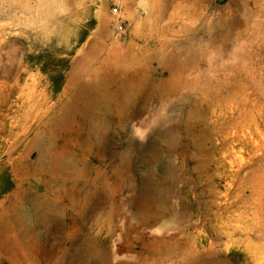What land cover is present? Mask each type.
I'll return each mask as SVG.
<instances>
[{
    "label": "rangeland",
    "instance_id": "374dc122",
    "mask_svg": "<svg viewBox=\"0 0 264 264\" xmlns=\"http://www.w3.org/2000/svg\"><path fill=\"white\" fill-rule=\"evenodd\" d=\"M114 6L119 13H112ZM118 17L126 20L121 39L113 35ZM160 49L165 55L161 63L155 58ZM108 51L124 54L128 68V56L153 54L145 66L154 78L166 76L162 67L173 54L180 61L196 55L184 75L208 90L214 87L205 82H217V97L188 87L185 93L167 97V102L154 101L140 117L129 116L126 129L113 122L100 147L104 154L89 156L90 164L104 174L101 180L93 169L88 171L84 190L92 193L97 188L89 208L68 206L64 224L60 215L45 227L36 224L30 237L12 241L21 249L32 245V257L21 263L23 258L4 253L0 264H70L77 248L99 238L110 247L112 263L142 254L144 264L157 260L178 264L185 252L210 248L220 264L222 259L223 264H264V0H0V214L6 212L19 184L28 195L44 193L45 175L35 171L39 152L32 145L35 136L57 130L58 135L75 137L78 126L58 130L53 119L61 114L74 82H91L102 73L99 65ZM114 62L110 56L109 63ZM161 111L170 115L169 123L183 119L186 111L192 121L187 131L181 123L173 132L169 153H163L169 165H162L161 175L152 179L147 177L150 154L166 145L157 126L149 135L142 132L140 119ZM57 142L58 153L71 157L74 165L73 157L80 158L79 146L63 144V137ZM118 165L124 169L117 176ZM149 181L159 182V191L164 192L160 196L172 217L176 215L171 217L174 221L142 219L143 202L153 196L146 193ZM78 182L82 185L83 178ZM59 192L58 205L64 208L66 192ZM26 204L24 198L21 206ZM150 239H164L178 255L169 251L154 261L149 251L155 241Z\"/></svg>",
    "mask_w": 264,
    "mask_h": 264
},
{
    "label": "bare ground",
    "instance_id": "6f19581e",
    "mask_svg": "<svg viewBox=\"0 0 264 264\" xmlns=\"http://www.w3.org/2000/svg\"><path fill=\"white\" fill-rule=\"evenodd\" d=\"M241 48H242V46H241ZM113 52L108 51V54L106 55V57H104L105 59L100 63L99 67L101 69H103V71L99 75H96L94 81L87 82L88 81L87 80V81L74 82L73 83L74 85H72L73 86L72 93L68 96V99L64 103H62V105H61V114L59 116H57L55 119H53V122H54L55 126L58 128V130L59 129L67 130L68 128L75 129V126L76 127L78 126L79 132H76L75 137L73 136L74 135L73 133L70 135V137H66V136L60 135V134L58 135V133L56 132L57 130L56 131L50 130V133L45 134V135L42 132L41 136L40 135L35 136L34 144H32V145L33 146L35 145L39 151L38 157H37V163L35 166V171H36L37 175H40V174L45 175L44 184H43L45 186V191L43 193L44 195L43 194L40 195L38 193H33L31 195H28V194H26V190L22 187L23 186L22 184H19L17 186V188L13 191L14 198L11 199L9 204L5 207L6 212H2L0 214V254L6 253V254L10 255L11 258L13 257V258L18 259V260L23 258V257L31 256V253H33L32 252L33 250L31 251V253L29 252V250L33 249L32 245L29 246L27 244L25 247L21 246L22 247V249H21L20 247L17 248L15 246L14 247L11 246L10 242H12L13 240H21V239L26 238V231L27 230L31 231V229L35 228L36 224H40L42 227H45L48 225L49 220H51L52 218L58 217V215H60V217L62 218V224H64V215L66 213L65 210L68 206H71L72 207L71 209L76 208V209H80L81 211H83L86 207H88L87 205L90 203V198L92 197L94 192L97 190V188H96V190L95 191L93 190L92 193L84 190V187H85L86 183L88 182V180H87L88 176H89L88 171H91L93 169L94 173L96 172L98 177L101 180H102V177L104 175V174H101L99 172V169L97 167L90 164L91 160L89 159V156L91 154L92 155L93 154H99V158H100V156H102L104 154L103 153L104 151L102 152V150H100V147L103 145V142L106 138V134H107V132H108V130L111 127L113 122L118 123L117 125H119L121 127L119 129H124L127 125V120H129L128 118H132L129 116H131V115H137L138 116L139 115V117H140V116H142L143 113H146V111L149 112V110H151L150 108H151V105L153 106L154 101H157V102L161 101L162 103H164V101L166 100V102H167V99H168L167 97L172 96V94L176 95V93H183V92L185 93V91L188 87L189 88L190 87L191 88L196 87V88L200 89L203 94H207V96L211 95L214 97V99H216V97H217V82H205L209 86L214 87L212 90H208L209 89L208 87H200L198 82H194V80H192L193 77L191 79H188L187 77H185L184 72L186 71L187 66L192 61L196 60V58L198 57L196 55L189 54L187 56V58L185 59V61H180L179 56L176 54H173V56L170 57L169 63L166 65L164 64L162 67L163 70L165 72H167L166 76L162 75V77H155L154 78L151 75L150 67H148L147 65L145 66V64H149L154 59L153 54L144 52L140 56H137V55L136 56H134V55L128 56L127 55L128 52H127L126 53V55L128 56L127 59L129 60V64L131 65L128 68L123 64V63H125V60H126L124 58L125 57L124 54H119V53H117L118 51H115L116 53L115 52L113 53ZM110 56H114V58H115L114 64L109 63V57ZM164 56L165 55H164L163 51H161V49H160V51H157L155 54V58H157L160 63L163 61ZM213 59H214V57H213ZM210 67H211V65H210ZM163 70H162V72H163ZM197 80H199V79H197ZM221 85L223 86L224 84L222 83ZM141 96L143 97V99L140 101ZM188 97H189V95H188ZM168 101H169V99H168ZM197 103H199V102H197ZM165 105H167V103ZM159 107H158V109H159ZM165 107L166 106H164V108ZM152 109H154V108L152 107ZM212 109H214V110L217 109L216 103L212 106ZM158 111H160V110H158ZM161 112H158L155 115L151 114V115H148V116L140 119V127H139L140 130H142V132H145L148 134V131L150 132L155 126H157L159 131H160V134H161V141L163 143H165V145H166V147H164L163 149H159V146H158V150L155 151L153 149L151 154H150L151 159L148 162L151 163V165L147 169V172L150 176L148 174H147L148 176L145 175L146 174L145 172H143V173H145L144 174L145 176H147L149 178L151 177L152 179L156 178V176L161 175L159 173V170H160V167L162 165L163 166L169 165V160H168V158L167 159L164 158L163 153H165L166 151H169L167 148H169V145H171V143H172L173 135H174L173 132L175 130H179V128L181 127V123H183L185 125V128L187 125V128H188V124H190L192 121L190 111L185 112L186 116H184L183 119H181V120L179 119V121L173 120L174 121L173 123L168 122L171 119L170 115L167 116L166 114H163V112L162 113ZM197 118H199V117H197ZM115 119H116V121H115ZM191 127H193V126H191ZM187 128L185 129V131H187ZM71 132H73V130ZM59 137H63V139L65 140V142L63 144H67L68 142H70L71 144H76L79 146V148H80L79 150L81 153L80 158L72 156L74 159V162H75L74 165H70L71 161H73V160H71V157H66L65 155H60L58 153L57 149L59 147H58L57 141H58ZM107 137H108V135H107ZM154 140L155 139H153L152 141H154ZM128 143L130 144L129 141H128ZM63 144H62V146H63ZM161 144H160V146H162ZM103 148H104V146H103ZM150 148H153V147H150ZM144 151H146V150H144ZM166 153L168 154L169 152H166ZM137 154H139V153H137ZM137 154H135V155H137ZM167 157H168V155H167ZM69 159L71 161H69ZM137 160H139V159H137ZM128 162H130V161H126L127 164H128ZM144 162H143V164H144ZM77 164H81V166H79V165L77 166ZM127 164H126V167H127ZM123 165H125V164H123ZM170 165H171V163H170ZM116 167H117V173H115V175L117 174V176H118L119 173L121 174V170H123L124 168L122 169V166H119V165ZM33 168H34V166H33ZM131 169H134V168L131 167ZM32 171H30V172H32ZM144 171H146V170H144ZM164 173L165 172H163V174ZM29 174H28V176H29ZM28 176H27V178H29ZM30 176L32 177V175H30ZM142 177H144V176H142ZM80 178H83V183L81 182L82 185L79 184V182H78V180ZM117 178L120 181H122L120 177H117ZM115 179H116V177H115ZM24 180H26V179H23V181ZM19 183H21V182H19ZM95 183H96V180H95ZM102 183H103V181H102ZM102 183H100V184H102ZM116 183L117 182H115L114 184H116ZM88 184H89V182H88ZM158 184H159V182H158ZM158 184L156 181H152V182L149 181V183H147V189H146L147 192L146 193L153 194V196L150 195L151 197H149V198L147 197L146 200L144 199L145 201L143 203H145V205H143L140 202L141 203L140 205H143V207L145 208V209L143 208V212L144 211L145 212L143 213L144 216L142 219H144L146 221H150L151 219H154L153 218V216H154L156 219V222H157L161 219L164 220V218L166 219L167 217L171 218L172 214H173V213H171L172 210H171V212L169 211L167 201L162 200V197L160 196V192H161V195L164 192L162 193L161 188L159 191ZM93 185L96 186L98 184H93ZM116 186L118 187V185H116ZM59 190L66 192V194H65L66 195V197H65L66 205L64 208H62L61 206L58 205V198L59 199L61 198L60 195H59V197L57 195L58 193L60 194ZM112 190H113V188H112ZM57 191H58V193H56ZM113 192H115V191H113ZM149 194H147V195H149ZM94 196L95 195H93V197ZM24 198H25L27 204L24 207H22L21 201ZM80 198H84V202L82 201L83 203L79 202ZM160 206H162L163 211L160 210V208H161ZM141 212H142V210H141ZM77 213H79V212H77ZM139 216H140V214H139ZM174 216L176 217V215H174ZM172 218H171V221H174V220H172ZM153 223H154V221H153ZM165 223H166V221H165ZM143 225H145V223ZM171 225H172V223H171ZM133 226L134 225L130 224L128 227L130 229H132V228H134ZM12 227H14V228L19 227V230H21V231L19 232L18 230H15V231H18L15 233L14 231H12L13 230ZM137 232H139V231H137ZM231 232H232V230H231ZM228 233H229V231H228ZM138 234H140V233H138ZM140 236H141V234L138 237H140ZM153 237H156V236H153ZM160 237H162V235ZM160 237H157V238H160ZM168 237H169V235H168ZM172 237H175V236L173 235ZM178 237H177V239H178ZM167 238H166V240H167ZM45 239H47V238H45ZM164 239H162V240H164ZM172 239L173 238H171V240ZM177 239H176V241H177ZM155 240H156V238H155ZM155 240L153 239V241H152L150 239V242L151 241L154 242ZM162 240H161V242H159L160 240L158 241V239H157L158 242H156V241H155V243L151 242L152 245L154 244L153 245L154 248L153 247L150 248L151 250L149 251V253L151 254L152 259L154 258L153 259L154 261L157 260V258L159 259L160 256L164 257L162 255H164L166 252H169V251L174 252L178 255V253L174 249L173 245H170L167 242H162ZM85 241H87V240H85ZM88 242H90V241H88ZM168 242H169V240H168ZM172 242H173V240H172ZM180 242H177V243H180ZM147 243H148V241H147ZM194 243H195V240H194ZM34 244H35V242H34ZM149 244L150 243H148L147 245H149ZM182 244H184V243H182ZM179 245H181V243ZM179 245H178V247H179ZM175 246H177V245H175ZM192 246H194V245H192ZM148 248H146V250ZM194 248H195V246H194ZM181 249L178 250V252H180ZM201 249H202V247H201ZM212 249H213V247H212ZM182 252H184V249ZM111 253L112 252H111L110 247H108L103 240H101L100 238L94 239L89 243V245L85 246L82 249L77 248V250H75V252L72 253V259H71L72 261L70 260L71 261L70 264H90V262H92L94 264H144L142 262L144 260L142 254H140V257H138L139 254H137V256L136 257L134 256L133 259H130V260L125 261V262L112 263L111 262L112 254ZM174 253L172 255H174ZM150 254H149V256H150ZM183 255L184 254H182L181 256H183ZM185 255L186 256H183V258H181L182 261H180V259L177 258L180 261L178 264H218L219 263V262L217 263V260H218L217 259V252H215L214 250H211L210 248H206L204 250L203 249L199 250V248H198V250H196V248H195V250L194 249H192L191 251L189 250L188 254H186V252H185ZM34 256L36 257V254H34ZM176 257H179V256L175 255V258ZM172 258H173V256H172ZM160 259L162 260V258H160ZM219 259H220V257H219ZM91 260H95V261H91ZM145 261H146V259H145ZM173 261L176 262V259H174ZM223 261L224 260L222 259L221 264H223L222 263ZM95 262H97V263H95ZM13 264H18V263L13 261ZM154 264H163V263L157 260L154 262Z\"/></svg>",
    "mask_w": 264,
    "mask_h": 264
},
{
    "label": "built area",
    "instance_id": "2783aa9c",
    "mask_svg": "<svg viewBox=\"0 0 264 264\" xmlns=\"http://www.w3.org/2000/svg\"><path fill=\"white\" fill-rule=\"evenodd\" d=\"M113 14L119 13L118 7L114 6L111 9ZM126 20L118 17L115 22H114V27H113V35L114 37L121 39L126 35L127 28L125 26Z\"/></svg>",
    "mask_w": 264,
    "mask_h": 264
},
{
    "label": "crops",
    "instance_id": "0c3cea01",
    "mask_svg": "<svg viewBox=\"0 0 264 264\" xmlns=\"http://www.w3.org/2000/svg\"><path fill=\"white\" fill-rule=\"evenodd\" d=\"M34 232V230H31V231H26V235L28 234V236H30L32 233ZM12 245L13 246H15L16 247V244L14 243V242H12ZM22 245H25V242H24V244H22ZM18 248V247H17ZM18 250V249H17ZM20 250V249H19ZM29 258V257H28ZM33 259H35V258H33ZM32 259V260H33ZM25 260H27V257H23V259H22V261H21V263L23 262V261H25Z\"/></svg>",
    "mask_w": 264,
    "mask_h": 264
}]
</instances>
